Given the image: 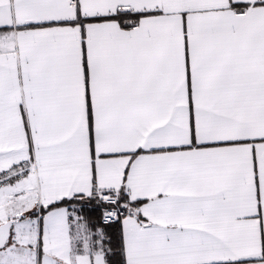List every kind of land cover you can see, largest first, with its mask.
Returning <instances> with one entry per match:
<instances>
[{
	"label": "snow or ice",
	"instance_id": "obj_1",
	"mask_svg": "<svg viewBox=\"0 0 264 264\" xmlns=\"http://www.w3.org/2000/svg\"><path fill=\"white\" fill-rule=\"evenodd\" d=\"M0 264H264V0H0Z\"/></svg>",
	"mask_w": 264,
	"mask_h": 264
}]
</instances>
